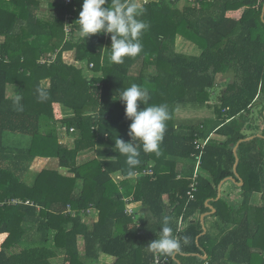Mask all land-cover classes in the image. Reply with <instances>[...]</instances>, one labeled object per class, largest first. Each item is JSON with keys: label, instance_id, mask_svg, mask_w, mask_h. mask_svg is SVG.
Returning <instances> with one entry per match:
<instances>
[{"label": "trees", "instance_id": "1", "mask_svg": "<svg viewBox=\"0 0 264 264\" xmlns=\"http://www.w3.org/2000/svg\"><path fill=\"white\" fill-rule=\"evenodd\" d=\"M179 2L143 6L139 19L149 25L140 38L143 49L122 64L108 58L111 34L80 37L75 21L83 0L69 5L52 0L49 7L55 12L49 19L37 18V4L28 0L0 6V36L5 38L0 46V264H57L59 251L61 264H87L90 252L115 257L114 264H152L154 252L147 246L159 238L164 216L181 243L178 252L167 255L169 264H264V0H199L174 9ZM177 36L199 54L177 52ZM70 51L74 64L63 58ZM51 55L53 62L39 63ZM84 61L101 77L87 78L80 65ZM229 74L234 81L214 98L219 76ZM133 83L149 90V105L166 104L170 118L159 155L145 154L136 142L141 163L129 175L126 157L114 146L117 138L131 139L132 121L119 97ZM9 86L13 98L7 97ZM41 88L48 93L44 102L38 98ZM17 94L23 111L13 106ZM61 109L72 116L63 118ZM176 110H210L214 118L179 122ZM57 124L67 134L78 133L73 146L58 143ZM205 140L196 150L195 142ZM8 142L26 146L15 151ZM89 149H96L97 158L78 165L77 155ZM199 153L200 175L190 200ZM36 157L57 160L72 177L45 169L32 185L25 183V169ZM144 169L153 174L131 178ZM119 174L124 179L116 184L113 177ZM237 175L242 202L233 210L217 200V187ZM13 200L21 202L2 204ZM135 202L150 215L138 227L124 212L127 203ZM208 205L222 225L219 235L203 234L198 217L209 211ZM88 209L100 213L91 228L81 216ZM51 230L56 231L54 247L48 245ZM28 235L30 245L22 246Z\"/></svg>", "mask_w": 264, "mask_h": 264}, {"label": "clouds", "instance_id": "2", "mask_svg": "<svg viewBox=\"0 0 264 264\" xmlns=\"http://www.w3.org/2000/svg\"><path fill=\"white\" fill-rule=\"evenodd\" d=\"M107 5V6H105ZM145 9L137 0H83L82 10L75 21L79 28V35L84 40L91 35L111 34L109 60L116 64L124 63L125 58L138 56L143 45L141 36L149 25L139 19ZM41 102L48 99L45 89H38ZM22 97L17 94L13 106L17 111H23ZM119 100L125 105V115L131 120L128 135L129 142L117 138L115 149L126 157V164L132 174V169L140 165V147L145 154H160V144L164 139L166 121L170 118L166 104L149 105V90L136 83L124 88L120 92ZM140 104L145 107L140 108ZM170 218H162L159 238L150 242L147 248L153 252L172 255L181 248L180 240L173 235L169 226Z\"/></svg>", "mask_w": 264, "mask_h": 264}, {"label": "crops", "instance_id": "3", "mask_svg": "<svg viewBox=\"0 0 264 264\" xmlns=\"http://www.w3.org/2000/svg\"><path fill=\"white\" fill-rule=\"evenodd\" d=\"M25 1H27V0H19V2H21L22 4H25ZM28 1L34 2V3L37 4V9H33V11L36 14L37 18H39V19H49V16L51 14H54V12H55L53 9L51 10L50 7H49V5L51 4L52 0H28ZM158 1L159 0H137V2L142 7L145 4H147V3H151V2L152 3L153 2L157 3ZM9 2L11 3L12 0H0V6H2V5L6 6L7 4H9ZM62 2L65 5H69V4H66L64 0H62ZM182 6H184V5H181V3L179 2L176 6H173V8L180 10ZM65 24H66V22L63 25L64 28H65ZM65 36H67L66 33H65ZM4 40H5V38L0 36V46L3 44ZM179 41L182 42V44H184L183 48H186V50H185L186 52H191L194 55H198L199 54V53H195L196 52V50H194V46L195 45L191 44L189 41H186L181 36H177V38H176V42H175L176 51L179 50V48H178V42ZM107 49H108V47H107ZM179 51H181V50H179ZM182 52H184V51H182ZM65 54L66 55H63L64 60H66L68 63H72L73 58H74V52L70 51V52H66ZM86 65H87L86 61L81 63V67L83 68V70H85ZM84 74H85V76L87 78H100L101 77V73L100 72H92L88 68H87V71L84 72ZM223 81H225V82L228 81L227 82L228 84L232 83L234 81L233 74H229V75H226V76H224V75L223 76H219V78H218V82H219L218 86H220V84ZM216 94L217 93L213 94L214 98H215ZM7 97L8 98H13V88H12V86L8 87ZM207 111L208 110L198 111L197 113L194 112V111H190V112H192V114H194V115L198 114L197 116L200 118L199 121H203L205 119L214 118L213 114H211L210 116L207 117V115H206ZM186 113H188V111L176 110L175 114H174L175 120L179 121L178 117H181L180 114L185 115ZM201 113H203V114H201ZM61 114H62L63 118L72 116L71 111H68V110H65V109H63V111H61ZM263 115H264V110H263ZM55 130H56V134H57V138H58V143L60 145H64V146H67V147L73 146V145H69L68 144L69 142H67V140H69V141L71 140L74 143V139L78 136V133L75 130H72V131H70V134H67L66 131L64 130V128L60 126V124H57L55 126ZM212 138H214V139H216V140H218L220 142L223 141L222 138L216 137L215 135H212ZM16 141H21V140H17L16 139ZM8 144H9V146H11V149H13L15 151L18 150L17 148L20 149V148H23V147L26 146V143H24V142L22 144L15 143V142H8ZM237 147H238V145H236L234 147L235 153L237 151ZM95 150L96 149H89L87 151H83V152L79 153L77 155V164L81 165V164H83L85 162H89V161L97 158V156L95 154ZM233 152H234V150H233ZM98 160L101 161V160H106V159L99 158ZM24 164H26V160H25ZM45 169H58V171H59V173L61 175L65 176V177H72V175L68 173L67 169L58 168L57 160L49 159V158H43V157H36L31 162L30 167H29V171H27L25 169V174H26V176L24 178L25 183H27L29 185H32L34 180H35L36 175L40 174ZM233 170H234V168H233ZM235 171H236V168H235ZM203 176H204V178L208 177L206 174H203ZM122 179H124V177L121 174L114 175V177H113V180L116 182V184L120 183V181ZM242 185H243V183H242V180H241L239 175H237V180L234 179V178H228V179L220 182V184L217 187V192H218L217 200L220 199L221 201L226 203L228 206L233 208V210H238V208L240 206V203L242 202L241 190H240ZM259 196L260 195L258 194L257 197H259ZM19 202H21V201H19ZM164 202H165V205H166V210H167V212H169L171 208H170V206H169V204L167 202V197H164ZM130 207L133 210V214H134L133 221L137 224V227H138V225L142 224L145 220H147V218L150 217L149 212L142 206V204L140 202L131 203ZM208 208H209L208 212H206V213H204V214H202L201 216L198 217V219L200 220V223L202 225V228H203V234H205L206 232H209L211 235H219V234H221L220 229L222 228V225L214 217L215 209L213 208V206L212 205H208ZM88 210H89L88 213H87V210L81 212V216H82L83 224L87 228H91V226H93L94 224H96L98 222L100 213L96 209H88ZM68 211H69L70 214H73V215L76 214L72 210H68ZM55 235H56V231L55 230H51L50 233H49V244H48L50 247H54L53 239H54ZM31 239H32L31 235L25 236L22 239V241H21L22 246L30 245L29 240H31ZM96 248H98V246H96ZM195 255L197 256V254H195ZM198 256H200V255H198ZM61 257H62V252L59 251L58 252V258L56 259V261L54 260L55 263L61 264L60 261L63 258V257L62 258ZM200 257L202 259H206L207 258L206 254H203ZM115 262H116V258L115 257L108 256V255H105V254L100 253V252H95V253L94 252H90L89 255H87V264H114Z\"/></svg>", "mask_w": 264, "mask_h": 264}, {"label": "built area", "instance_id": "4", "mask_svg": "<svg viewBox=\"0 0 264 264\" xmlns=\"http://www.w3.org/2000/svg\"><path fill=\"white\" fill-rule=\"evenodd\" d=\"M66 4H71V0H64ZM186 3L190 6H195L196 3L199 1V0H185ZM70 15L66 17V24H65V33L68 35V33L70 32V27L68 25V20L70 19ZM55 59V56L51 55V56H48L47 58H42L39 63L40 64H48V63H51L53 62ZM92 65H89V68H91ZM72 131V130H71ZM208 140H205L204 142L200 143V142H195V146H196V150H201L207 143ZM200 155L201 153H199L198 155H195V162H196V165H195V168H194V172H193V175H192V182L190 184V190L189 192L187 193L189 199H193V194L194 192H196V183H195V180L197 179L198 175H200ZM153 174L152 170L151 169H144L140 172H136L134 173L131 178H140V177H146V176H151ZM128 201V200H127ZM20 202L18 200H13L11 202H4L3 204H9V205H16V204H19ZM26 204H28V202H26ZM131 203H127L126 207H125V214L128 216V217H131L132 219L134 218V214H133V210L131 209ZM89 212V210H87V213ZM182 227V219L180 218L179 219V222H178V228L180 229ZM152 264H169V258L167 257V254L163 255L161 253H157V252H154V257H153V262Z\"/></svg>", "mask_w": 264, "mask_h": 264}, {"label": "rangeland", "instance_id": "5", "mask_svg": "<svg viewBox=\"0 0 264 264\" xmlns=\"http://www.w3.org/2000/svg\"><path fill=\"white\" fill-rule=\"evenodd\" d=\"M180 3H181V5H186L187 3H186V1L185 0H180ZM184 44H182V42H178V48H179V50H181V51H179V50H177V52H180V53H184V54H186V55H194L193 53H191V52H186L185 50H186V48H183L184 46H183ZM194 50H196V52L195 53H199V50H198V48L197 47H195L194 46ZM182 51H184V52H182ZM63 55H66L65 53L63 54ZM66 61V60H65ZM67 62V61H66ZM71 64H74V61H72V63ZM81 65V64H80ZM87 71V67H85V70H84V72H86ZM228 81H223L221 84H220V86H218V89H216L214 92L215 93H217L216 94V96L220 93V92H223L224 90H225V88H226V86H227V83ZM61 111H63V110H61ZM185 111H188V113H186L185 115H183V114H180V116L181 117H178L179 119V121L181 122H186V123H192V124H195V123H197V122H199V120H200V118L197 116L198 114H196V115H194V114H192V112H190L189 110H185ZM194 112H198V111H194ZM191 113V114H190ZM201 114H203V113H201ZM211 114H213L212 113V111H210V110H208L207 112H206V115H207V117L208 116H210ZM62 115V114H61ZM71 141V140H70ZM69 140H67V142H69L68 144L69 145H73L74 143H73V141H71L70 142ZM24 142H27V139H24ZM66 263H68V262H65V264Z\"/></svg>", "mask_w": 264, "mask_h": 264}, {"label": "water", "instance_id": "6", "mask_svg": "<svg viewBox=\"0 0 264 264\" xmlns=\"http://www.w3.org/2000/svg\"><path fill=\"white\" fill-rule=\"evenodd\" d=\"M234 153H235V149H234ZM235 155H236V153H235ZM236 163H237V160H236ZM235 168H236V165H235V167H234V171H235Z\"/></svg>", "mask_w": 264, "mask_h": 264}]
</instances>
